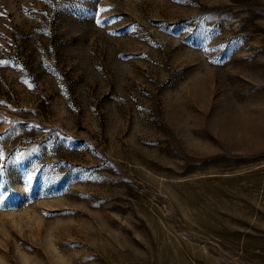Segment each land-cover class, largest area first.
I'll use <instances>...</instances> for the list:
<instances>
[{"label":"rangeland","instance_id":"374dc122","mask_svg":"<svg viewBox=\"0 0 264 264\" xmlns=\"http://www.w3.org/2000/svg\"><path fill=\"white\" fill-rule=\"evenodd\" d=\"M0 264H264V0H0Z\"/></svg>","mask_w":264,"mask_h":264}]
</instances>
